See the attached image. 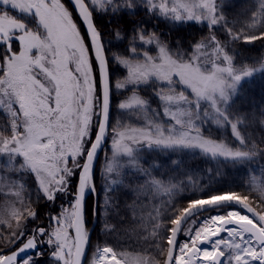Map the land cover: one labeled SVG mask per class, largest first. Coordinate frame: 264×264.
<instances>
[{"label":"snow or ice","instance_id":"1","mask_svg":"<svg viewBox=\"0 0 264 264\" xmlns=\"http://www.w3.org/2000/svg\"><path fill=\"white\" fill-rule=\"evenodd\" d=\"M71 2L87 26L99 65V88L89 47L72 11L62 0H0V115L5 120L0 125V160L4 161L5 168L34 174L39 191L48 201H53L57 193H67L74 169L80 170L71 210L62 208L61 215L53 217L57 227L50 234L43 228L36 232L40 236L49 235L48 243L55 244L53 256L58 261L81 264L89 239L84 220L85 196L95 192L93 163L105 141L110 112L107 59L100 33L93 23V13L131 12L140 3L153 16L206 24L210 31L223 27L232 41L252 43L264 40V0H257V10L239 32L228 26L226 17L218 11L217 0ZM135 31L133 41L139 39L141 46L155 45L157 55L138 52L133 42L129 57H115L128 70L126 79L117 82L116 88L159 83L161 87L156 94L167 122L157 119L159 113L135 91L121 102L122 111L142 114L144 123L132 126L117 121L112 128V158L106 162V174L114 177L122 168L133 167L150 175L140 164L139 152L143 147L198 150L212 159L222 157L233 162L253 160L259 154L257 146L249 145L241 135L238 125L243 120L240 117L234 120L229 108L240 82L256 72H264V62L259 67L237 66L233 54L215 35H210L207 42L195 43L190 55H174L155 33H146L142 28ZM97 108L99 112L95 111ZM93 116L99 117L94 141L90 139ZM197 121L230 126L241 147L234 148L223 140L205 136ZM3 179L0 177V191ZM12 184L17 190L11 194L23 205V183L13 181ZM151 184L157 192L169 196L164 206L149 213L153 221L150 236L161 237L162 228L169 233L163 237L167 243L163 264H264V212H257L247 195L241 196L235 191L210 194L206 198L190 199L187 207L181 209L171 199L177 188L175 184H165L155 178ZM252 188L264 205V181ZM232 205H239L244 211ZM221 208L228 211L197 223L196 217L201 213ZM24 211L29 217L36 215L30 208ZM8 214L17 220L20 228L23 212L12 205ZM0 223L7 221L0 220ZM166 223L171 226L167 227ZM69 229L74 230V237ZM105 229L108 230L107 225ZM180 234L187 237L185 242L178 241ZM23 236L22 230L13 232L9 242L15 243ZM205 244L209 247H202ZM35 247L33 235L18 252L0 253V264H16L19 253ZM156 247L162 255L165 253L159 243ZM30 260L31 257L24 259L22 264H30ZM91 264L158 262L146 254L117 253L114 248L104 246L97 247Z\"/></svg>","mask_w":264,"mask_h":264},{"label":"trees","instance_id":"2","mask_svg":"<svg viewBox=\"0 0 264 264\" xmlns=\"http://www.w3.org/2000/svg\"><path fill=\"white\" fill-rule=\"evenodd\" d=\"M217 4L219 6L218 11L222 12L228 21V19H237L238 15L248 11L249 7H252L254 10L257 7V0H217ZM139 14L126 15L121 19L115 17L113 29H117V26H119L122 30H130L133 27L132 22L138 20ZM156 21L157 35L161 42L165 44L169 38L175 40L178 37L179 39L183 38L190 45L192 40H195V42L206 41L210 35H215L222 44H225L222 38H220L221 31L224 30L223 27H217L210 31L206 24L199 25L195 22H187L185 23L186 27L175 26L169 28L164 21ZM96 26L100 31L101 27ZM189 31L193 32L192 35L189 34ZM127 35L128 32H125L123 39ZM92 59L94 62L93 57ZM261 62H264V52L261 55ZM259 66L260 64L254 67ZM95 73L97 75L96 68ZM263 73L256 72L251 77L254 78ZM96 81L98 85V79ZM257 84L263 85L264 78H260V82ZM260 89L263 90V88ZM257 102L259 103V99ZM260 110L261 108L259 107L256 110L258 111L257 114H251L252 119L247 126L251 131L248 139H246L249 145L252 143L256 144L259 154L253 160L247 161L246 166L249 168L257 167L261 183V181H264V129L259 121V117L261 118ZM4 123V117L0 115V125ZM121 172L120 177L124 182L114 189L103 192L100 185L101 177L97 167L94 177L97 207L95 210L96 200L93 195H90L87 198L85 209L87 228L89 229L93 223L95 224L89 238L87 257L95 253L97 247L110 246L117 253L146 254L150 258H154L158 264H163L167 249V243L163 237L169 235V233H166L162 228L161 237L153 239L150 236L153 221L149 219V213L153 212V209L156 207L164 206L169 200V196L164 195L162 192H157L151 184L153 178L162 180L165 184L173 183L177 186L171 197L177 208L182 209L187 207L190 199L206 198L210 194L235 191L241 196L247 195L249 203L257 210H264V205L260 203L258 192L252 188L253 185L250 181L251 173L247 172L246 167L235 174V177L231 180H225L221 176L215 178H211V176L203 177L195 171H187L183 165L172 166L170 162L160 165L159 172L154 175H149L137 168L130 167L124 168ZM11 175L24 185L23 192L21 193L24 204L21 205L18 199H15V208L20 209L23 215L20 217L21 227L17 228V220L12 218L8 214V211L4 210L0 212V220L7 221V223H0V253L2 254L9 253L17 246H13L14 243H10L9 241L12 239V233H19L23 227L29 230L28 233H31L32 228H35V233H37L36 229L43 228L46 233L50 234L52 226L56 227L53 217H59L61 209L65 205L67 206L68 203L63 197H56L53 201H48L39 191L36 179L31 173H16V171H13ZM70 192L72 194L75 192V183H72ZM13 201L11 196H0V209ZM25 208H30L34 211L36 213L35 217H29L27 212L24 211ZM205 214L207 213H202L200 216ZM164 219L166 222L167 217H164ZM8 224H11V227ZM105 225L108 226V230L105 229ZM166 226L170 227L171 225L166 223ZM47 236L49 238V235H43L40 236V239H46ZM182 236L184 237L182 234L179 239ZM157 243L164 248L165 253L163 255L158 251L156 247ZM53 249H55L54 246H48L46 243L41 245L39 247L41 255L36 257L32 264H61L60 261L52 258Z\"/></svg>","mask_w":264,"mask_h":264},{"label":"rangeland","instance_id":"3","mask_svg":"<svg viewBox=\"0 0 264 264\" xmlns=\"http://www.w3.org/2000/svg\"><path fill=\"white\" fill-rule=\"evenodd\" d=\"M247 10L248 11L240 13L237 19L235 20L228 19V22H229L228 26L232 27L234 32H239L242 28H245L246 22L250 20L253 12L257 10V7L254 10L252 7H249V9ZM137 13H140L138 15L139 18L138 20H135L134 22H132L133 27L130 30H122L121 28H119V26H117V29H113L114 28L113 24H115V22L110 20L112 18L111 12H108V13L94 12V14H97L96 25L101 27L100 32L102 33L103 45H104V49L107 55L108 64L110 65V78H111V88H112V112H111L108 139L100 154V163L98 164L99 162V159H98V162L94 170V177H95V173L98 167V173L101 177L100 185H101V189L103 190V192L114 189L118 185L124 182L123 179L120 177V175L122 174L121 171L124 168L121 169L119 175L114 176V177L108 176L105 172L106 162L112 158V147H111L112 139H113L112 128L117 125V121H121L122 123L130 124L132 126H139L144 123L142 114L135 113V112H132V113L124 112L119 108V104L125 101L126 99H128L129 97H131L133 95V92L135 91L140 97L144 98L145 100L149 102L150 108L152 110H155L156 112L159 113V116L157 117V119L167 122V117L163 116V108H162L161 101L158 99L157 94H156L160 90V87H161L159 83L141 84L139 87H134L133 85L129 84L127 85V87L122 88V89L116 88L117 82H122L126 79L128 75V70L121 64H118L115 57L116 56L129 57L131 55V53L129 52V48L133 42L135 43L138 52L147 51L152 56L157 55V49L155 45L141 46L139 39H136L135 41H133V37L136 36L137 34L135 29L142 28L146 33H149V34L155 33L156 36H158L156 32V29H157L156 20L164 21V23L169 28H173L175 26L183 27L185 26V23H187V22H174L171 20H166L162 17L153 16L152 14L148 13L145 9V6L140 3H137L135 9L132 10L131 12L122 11L120 12V14H117L116 16L118 19H121L122 17L126 15H131V14L134 15ZM73 18L76 22V18L74 14H73ZM110 21L112 23H110ZM189 22L193 23L194 21H189ZM76 24L79 28V31L82 37L85 40L86 45H88L85 39V36L83 34L81 25H79V23L77 22ZM198 24L202 25L200 23ZM125 32H128V35L126 38L123 39V34ZM117 33H119V36L117 35ZM192 33L193 32L189 31L190 35H192ZM220 38H222V40L228 47L229 52L233 53V56H235L234 62L237 66L246 64L248 66L254 67L260 64L261 55L264 52V41L257 40L252 43H245L243 40L232 41L230 37L228 36L227 32L225 31V29L221 31ZM205 42H207V40ZM195 43L197 42H195V40H192V42H190V45H189L188 43L184 41L183 38L179 39L177 37L175 40L173 38H169L166 44L174 55L175 54L190 55L192 46ZM89 57H90L91 63L93 64L94 76L96 78L97 76L95 73L96 65H95V62H93L90 48H89ZM260 78H264V73L261 75L255 76L254 78L248 77V78L243 79L238 85L237 94L233 96L231 106L229 108V113L233 117L234 120L237 117L242 118L243 123L239 124L238 127H239V131L241 132V135L245 138V140L248 139V135L250 134V131H251L247 126L249 125V122L252 119V115L257 114L258 111L256 110L259 107L261 108L260 110L261 118L259 117V121L261 123V126L264 129V84L256 85V83L260 82ZM260 88H263V90ZM258 99H259V103L257 102ZM95 111L99 112V108H97ZM98 120H99L98 116H93V121H92L93 129H92V132L90 133L91 140H93L95 137ZM197 123L200 124L202 132L205 136H210L213 139L218 140V141L223 140L234 148L241 147V145L239 144V141H237L236 138L232 135L230 126L219 127L210 121L203 122V123H201L200 121H197ZM87 146L90 147V145H87ZM139 160H140V164L142 168L147 169V171L152 175L159 172L160 165L170 162L172 166L183 165L187 169V171L189 172L195 171L203 177L211 176V178H215L217 176H221L225 180L233 179L235 177V174L239 173L243 168L246 167L247 172L251 173L250 181L252 185L254 184L259 185L260 183V177L258 175L257 167L255 168L247 167L246 166L247 161L233 162L231 160H225L222 157L212 159L209 156L203 155L198 150L171 151V150H161L157 148L143 147L141 151L139 152ZM83 162H84L83 159H81L80 163L82 164ZM69 166L70 167L72 166L71 163L69 164ZM125 168H128V167H125ZM130 168H133V167H130ZM12 172L13 170L11 168H5L4 161L0 160V177L4 178L2 181L4 186H3V190L0 191V196H5V195L11 196L14 200L13 202H9L3 207H1L0 212L4 210L8 211L9 206H12V205L15 206V199H17V197L12 195L11 193L16 191L17 189L13 186L12 182L13 181L19 182V181L17 180V178H14L11 175ZM79 172H80L79 169H74L75 174L72 177H70V183L68 185L67 193H57L56 194V197H63L65 201L68 202L67 206L65 205V207L63 208H67L71 210V204L74 203V195H73L74 193L72 194L70 192V188L72 187V183H75V188H76V183H77ZM113 180H115L116 183H113L112 182ZM37 187H38V182H37ZM41 194L43 195L42 192ZM258 210L260 212H264V210L262 209L261 210L258 209ZM226 211H228L227 208H221V209L210 211L209 213L203 216L196 217L197 223H199L200 221H202L203 219L207 217H210L216 214H223ZM55 224H56V221H55ZM56 227H57V224H56ZM56 227L52 226V231ZM33 230H35V228H32L30 232L32 233ZM86 230L88 232L87 226H86ZM22 231L24 232V236L20 237L13 244V246H16L18 243H21L22 241H25L31 234V233H28L29 230L27 228L23 227ZM35 236H36V241L39 247L41 245H44L45 243L48 244V246L55 247V244L50 245L48 243V240H49L48 236L46 237V239H42V240L40 239V235H38L37 233H35ZM186 240H187V237L184 235V237L182 236V238L179 239V242H185ZM54 250L55 249H53V251ZM40 255H41V251H37L35 254L28 256L27 258L31 257L30 264H32L35 258L39 257ZM93 255L94 253L87 257L86 264H91ZM52 258L56 259L53 256V254H52ZM23 260L19 264H22ZM60 262L61 264H63L62 261Z\"/></svg>","mask_w":264,"mask_h":264},{"label":"water","instance_id":"4","mask_svg":"<svg viewBox=\"0 0 264 264\" xmlns=\"http://www.w3.org/2000/svg\"><path fill=\"white\" fill-rule=\"evenodd\" d=\"M68 1L70 2V4L72 5V7L74 8V5H73V3L71 2V0H68ZM74 10H75V9H74ZM75 11H76V10H75ZM76 14H77V16H78V18H79V20H80L82 26H83L84 32H85V34H86L87 40H88L89 45H90V48H91V40H90V36H89L88 30H87V26L85 25V23L83 22V20L80 18V16H79V14H78L77 11H76ZM100 42H101V44H102L101 36H100ZM91 50H92V48H91ZM92 52H93V51H92ZM104 55H105V52H104ZM93 56H94V59H95V54H94V52H93ZM105 57H106V55H105ZM95 62H96V67H97V72H98V80H99V65H98V62H97L96 60H95ZM107 71H108V79H109V83H110V112H109V128H110V119H111V111H112V91H111V79H110V73H109L108 63H107ZM109 128H108V131H107V133H106L105 141H104V143L102 144L101 148L98 150V152H97V156H96V158L94 159V163H93V179H94V170H95V167H96V164H97L98 158H99L100 153H101V151H102V149H103V147H104V145H105V143L107 142V139H108ZM94 139H95V137H94ZM94 139H93V141H94ZM78 182H79V174H78V179H77V183H76V188H77V186H78ZM76 188H75V190H76ZM92 193L95 194V192H90V193H87L86 196H85V209H86V200H87V197H88L90 194H92ZM232 207H233V208H236V209H238V210H241L242 212L244 211L239 205H232ZM253 208H254V207H253ZM210 210H212V209H210ZM210 210H209V211H210ZM256 211H257V210H256ZM206 212H207V211H206ZM257 212H258V211H257ZM248 215L251 216L252 214L249 213ZM84 220H85V228H86L85 210H84ZM93 227H94V224L91 226V228H90L89 231H88L89 238H90L91 232H92V230H93ZM71 235H72V237L75 236V232H74L73 229H71ZM179 236H180V235H179ZM179 236H178V240H179ZM31 237H32V236H31ZM31 237H30V238H31ZM27 240H28V239H27ZM27 240H26L24 243H26ZM24 243H23V244H24ZM88 243H89V239H88ZM88 243H87L86 246H85V255H84L83 257H81V264H84V262H85L86 250H87ZM23 244H21L19 247H17L15 250H13L12 252H10V253L7 254V255H11L13 252H18V249H19L20 247H22ZM202 247H209V245H208V244H205V245H203ZM37 248H38V245H37V243H36V247H35V248L27 249V250H25L24 253H19L18 256H17L16 264L18 263V261H19L20 259H22V258H24L25 256L31 254L32 252H35V251L37 250ZM73 251H74V250H73ZM164 259H165V258H164ZM163 262H164V261H163Z\"/></svg>","mask_w":264,"mask_h":264},{"label":"flooded vegetation","instance_id":"5","mask_svg":"<svg viewBox=\"0 0 264 264\" xmlns=\"http://www.w3.org/2000/svg\"><path fill=\"white\" fill-rule=\"evenodd\" d=\"M62 3H64L65 5H66V7H68L69 8V10H71L72 11V14H74V16H75V18H76V22L77 23H79V25H81V22H80V20H79V18H78V16H77V14L74 12V10H73V8H72V6H71V4H70V2L68 1V0H62ZM123 12H127L126 10L125 11H123ZM14 15H18L17 13H13ZM118 14H120V13H118ZM117 15V14H116ZM116 15H113L112 14V18L110 19V20H112L113 22H115L114 21V18L115 17H117ZM97 14H94L93 13V22L95 23V25H96V23H97ZM110 23H112L111 21H110ZM109 23V24H110ZM81 28H82V30H83V32H84V29H83V27H82V25H81ZM14 47H15V45H14ZM33 234V233H32Z\"/></svg>","mask_w":264,"mask_h":264}]
</instances>
